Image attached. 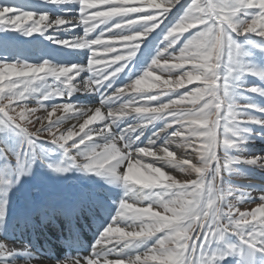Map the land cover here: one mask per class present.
Segmentation results:
<instances>
[{"label": "snow or ice", "instance_id": "6c2138e0", "mask_svg": "<svg viewBox=\"0 0 264 264\" xmlns=\"http://www.w3.org/2000/svg\"><path fill=\"white\" fill-rule=\"evenodd\" d=\"M43 3L56 5L61 13L53 18L49 11L0 2V33L38 34L74 53L86 50L87 62L41 58L29 63L21 56L31 41L0 36V138L13 135L22 142L16 152L0 151L15 173L13 179L0 175V186L26 174L47 137L69 162L50 164L54 171L78 168L123 188L114 217L83 264H264V194L255 207L241 210L230 197L238 203L252 198L224 183L225 173L244 159L229 155L243 143L240 132L249 131L243 125L264 126V118L245 114L253 109L264 115V108L233 98L234 88L243 87L233 81L245 74L264 83V69L245 65L248 53L238 42L245 37L264 52V43L250 39L264 41V0ZM81 26L83 35L70 40L48 34L49 29L71 32ZM158 29L159 42L150 49L146 40ZM144 56L150 63L142 74L133 71L128 83L117 86ZM83 73L89 75L78 80ZM244 91L264 96L261 85ZM77 92L99 94V106L73 104ZM57 98L66 102L46 103ZM68 120L76 123L61 130ZM245 162L264 166V157ZM166 168L193 178L181 180ZM6 215V206H0V222ZM12 254L11 246L0 241V259ZM53 260L81 264L79 258Z\"/></svg>", "mask_w": 264, "mask_h": 264}, {"label": "rangeland", "instance_id": "374dc122", "mask_svg": "<svg viewBox=\"0 0 264 264\" xmlns=\"http://www.w3.org/2000/svg\"><path fill=\"white\" fill-rule=\"evenodd\" d=\"M0 2L18 4L23 6L26 10L49 11L50 15L53 18L55 17V15L61 13V10L58 9L56 5L44 4L43 0H0ZM67 7H71L72 9H75V7L78 8V6L75 5H69ZM72 14H74V12ZM174 17L175 9L173 10V18ZM160 33L161 29H158L147 38L146 44L148 48L154 49V47L159 42ZM48 34L55 35L61 39L70 40L76 35L82 36L83 31L81 26L76 27L71 32H54L52 29H49ZM5 35L14 38L18 37L20 41H31V44L24 45L27 50L21 56V59H27L29 63L42 62L41 58L50 59L53 62L60 63L83 62L86 64L87 62L86 50H78L80 53H74L72 49L62 48L60 45L52 44L50 41H46L38 34H34L33 37H22L18 36V34L14 32L0 33V36ZM94 35H96V33H93V36ZM250 39H253L254 43L257 44L264 43V41H261L259 37ZM238 42L243 46V50L248 53L246 57H249V59L246 60L247 62L245 61V65L254 69H264V52L259 51L258 49L247 44L245 37H240ZM40 49H46L49 54L42 56ZM246 57H244L243 59H245ZM8 59L14 60V57H8ZM147 63H150V60L147 56L141 57V63L139 64V66L136 63H133L128 72L122 74V78L120 81H118L117 86H122L124 83H128L129 81L127 80V77L129 74L133 73V71H135V73L137 74H142L141 70L146 68ZM156 74L160 75L161 73L157 72ZM88 75V73H84L82 75L83 79H86ZM134 78H138V75L136 77H133V79ZM233 83L234 85L243 86L234 88L233 98L237 103L253 104L256 105L257 108H264V96L244 91V88L249 86L261 85V87H264V83H262L261 80L252 75L245 74L241 76L239 80H234ZM194 86L196 85H187L186 87L191 88ZM53 102L63 103L66 102V100L57 98L55 101L46 103ZM84 102L85 101H81L79 103H76V105L84 108ZM30 106L35 107V101H32L30 103ZM43 114V112L37 113V115ZM245 114L249 116L264 118V115L253 109H247L245 111ZM75 123L76 121L68 120L65 122L61 130H65ZM38 126L39 125L33 126V130ZM158 126L159 125H157V127ZM243 127L249 129V131L240 132L238 139L242 140L243 143H238L235 148L230 149L229 155L233 157H243L244 159L238 163L233 164L232 171L225 173L224 183L226 186L230 185L233 189L241 190V193L238 194L247 193L250 195L252 200H245L242 203H238L235 197H230V200L233 204H236V206L241 208V210H246L251 209L258 203H260L258 198L261 194H264V166L245 162L246 159L251 157H264V126L255 123H248L243 125ZM21 144L22 142L19 137L7 135L5 138H0V151L7 150L10 152H16L20 150ZM173 150L176 151L177 156L183 155L182 150L175 148H173ZM74 152L75 150H73V154ZM144 160L145 162H150L151 158H144ZM62 161L65 165L69 163L65 158L63 149L59 148L57 145L48 143L47 137H44V141L39 142V147L33 154L31 167L27 170L26 174L20 176L18 182L13 180V183L10 185L0 186V206H6V209L8 211L11 205L14 206L15 198L19 196V193H22V195L26 197V201L28 202L29 199L27 196H32V194L35 193L36 190L45 191L46 194H55L56 196L60 197L62 195V192L65 193V184H88L90 183L89 181H87L88 178H90L93 184H103L108 188H116L118 190L122 188L119 185H109L101 177L81 171L78 168H70V170L65 173H59L54 171V167H49L50 164L55 166L60 164ZM121 170L123 171L125 169ZM165 171L170 172L181 180L193 178L188 177L174 169L166 168ZM0 175L7 176L10 179H13L15 176V173L12 172V162L7 161L2 156H0ZM75 188L76 186L70 187V190L67 191L66 199L72 201V192L75 190ZM4 261L6 263V260ZM224 264H231V262L225 261Z\"/></svg>", "mask_w": 264, "mask_h": 264}, {"label": "bare ground", "instance_id": "6f19581e", "mask_svg": "<svg viewBox=\"0 0 264 264\" xmlns=\"http://www.w3.org/2000/svg\"><path fill=\"white\" fill-rule=\"evenodd\" d=\"M82 75L77 79L82 80ZM71 99L75 104L85 101L83 106L86 108L99 106L100 96L97 93L77 92ZM87 181L90 183L65 184V193L62 192L60 197L36 190L32 196H27V202L26 197L19 193L14 206L9 207L6 217L0 222V241H6L13 250L7 262L0 259V264H23L24 261L54 264L49 257L50 249H56L57 261L66 257L79 258L83 264V258L91 254V245L100 231L114 217L123 195L122 188L118 190L93 184L90 178ZM73 186L76 188L70 201L66 195ZM76 231L90 241V246L83 252L85 255L74 251L70 243H64L73 241Z\"/></svg>", "mask_w": 264, "mask_h": 264}, {"label": "trees", "instance_id": "16d2710c", "mask_svg": "<svg viewBox=\"0 0 264 264\" xmlns=\"http://www.w3.org/2000/svg\"><path fill=\"white\" fill-rule=\"evenodd\" d=\"M247 59H249V57H246L245 59H243V60H244V62H245ZM246 62H247V61H246Z\"/></svg>", "mask_w": 264, "mask_h": 264}]
</instances>
